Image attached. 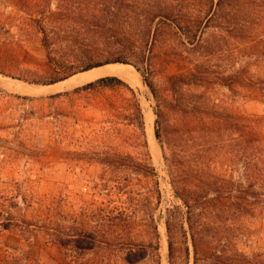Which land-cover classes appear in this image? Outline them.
<instances>
[{"label": "rangeland", "instance_id": "1", "mask_svg": "<svg viewBox=\"0 0 264 264\" xmlns=\"http://www.w3.org/2000/svg\"><path fill=\"white\" fill-rule=\"evenodd\" d=\"M22 2L0 0V27H4L0 59L6 62L2 67L6 74L0 73V264H128L130 250L139 254L133 257L136 264H169L165 218L174 197L164 149L155 135L156 102L150 89L131 65V77L108 75L121 79L136 93L147 144V148H139L126 117H116L125 99L133 97L127 88L73 93L91 81L57 91L39 88L61 82L42 85L27 81L47 76L51 70L45 65L42 35ZM186 5L193 7L195 1H186ZM240 6L258 11L261 17L264 0H242ZM252 22L264 26L262 19ZM20 28H26L24 34ZM10 30L14 38L7 34ZM214 32L208 30L206 37ZM218 41L219 52L209 65L213 81L219 74H233L253 61L228 60L231 54L247 52L238 50L247 44L255 43L256 53L264 59L262 28L255 31L253 41L241 42V47L232 39ZM77 64L72 76L84 73L82 66L87 63ZM248 68L256 78H264V61L260 67ZM15 82L40 92L20 88ZM155 83L165 87L162 75ZM67 92L70 94L65 95ZM57 94L63 96L55 97ZM208 97L217 105L213 107L216 116H264V99H254L240 88L232 92L212 84ZM160 122L164 141L163 119ZM254 131L264 142V125ZM233 137L240 139L241 133H228L224 153L219 162L212 163V169L238 181L243 165L234 160V143L229 142ZM147 166L154 169V176L147 177ZM246 225L251 236L239 243L240 249L250 255L264 253V216L250 218Z\"/></svg>", "mask_w": 264, "mask_h": 264}, {"label": "trees", "instance_id": "2", "mask_svg": "<svg viewBox=\"0 0 264 264\" xmlns=\"http://www.w3.org/2000/svg\"><path fill=\"white\" fill-rule=\"evenodd\" d=\"M184 1L23 0L24 11L42 35L45 65L51 70L47 76L27 81L61 82L72 76L77 63H87L82 66L84 72L113 63L133 66L156 102L155 135L164 149L174 197L165 218L169 264H264V253L250 255L239 247L251 236L246 221L264 216V142L254 131L264 125V116H216L213 107L217 105L208 97L210 86L218 84L264 99V78H256L248 68L260 67L264 61L255 43L238 49L245 53L228 56L230 63L253 60L235 73L219 74L213 81L209 67L219 52L218 40L232 39L239 47L241 42L253 41L257 29L264 30L263 22H252L264 20V11L258 17V11L240 6L242 0H194L193 7ZM0 29L2 34L4 27ZM25 29L20 28L21 33ZM210 29L215 32L206 37ZM7 34L15 36L11 30ZM5 65L0 59L1 74H6ZM158 75L165 79L163 88L155 83ZM118 87L127 88L133 97L125 99L116 117H126L137 147L147 148L141 105L124 81L103 77L73 93ZM238 132L241 138L229 141L234 143V160L243 165L237 181L214 172L212 163L224 153L228 133ZM147 168V177L154 176V169ZM138 255L130 250L127 263H138L133 262Z\"/></svg>", "mask_w": 264, "mask_h": 264}, {"label": "bare ground", "instance_id": "3", "mask_svg": "<svg viewBox=\"0 0 264 264\" xmlns=\"http://www.w3.org/2000/svg\"><path fill=\"white\" fill-rule=\"evenodd\" d=\"M132 73V70H131V67L128 66V65H124V64H111V65H106V66H103V67H100V68H95L93 70H90L88 72H84L82 74H79L77 76H74L73 78H71L70 80L68 81H65V82H61L55 86H50V87H41L39 89L43 90H49V91H57V90H60V89H68V88H72V87H75L77 85H80L82 84L83 82H88V81H92L96 78H99V77H103V76H108V75H119L120 77L121 76H129L131 77V74ZM138 75V74H136ZM138 78V76L136 77ZM125 79V78H124ZM140 79V78H139ZM141 81V80H140ZM14 83V82H13ZM15 84H18L20 85V88L23 87V88H28V89H32V90H38L37 87H32V86H28V85H22L21 83H17L15 82ZM14 84V85H15ZM133 84V83H132ZM135 85V84H133ZM137 85V84H136ZM141 85V84H140ZM22 88V89H23ZM138 88V86H137ZM143 88V87H142ZM140 89V88H139ZM27 90V89H26ZM39 91V90H38ZM37 91V92H38ZM22 92V91H21ZM31 92V90H30ZM40 92V91H39ZM34 94V92H33ZM145 101V100H144ZM149 115V114H148ZM152 115V114H151ZM152 119V117H151ZM150 120V119H149ZM148 123V122H147ZM151 123V122H150ZM153 125V123H152ZM150 126V125H149ZM149 128V127H148ZM147 133V132H146ZM148 135V134H147ZM148 138V137H147ZM149 139V138H148ZM152 140V138L150 139ZM151 144H153L151 142Z\"/></svg>", "mask_w": 264, "mask_h": 264}, {"label": "water", "instance_id": "4", "mask_svg": "<svg viewBox=\"0 0 264 264\" xmlns=\"http://www.w3.org/2000/svg\"><path fill=\"white\" fill-rule=\"evenodd\" d=\"M98 68V67H97ZM90 71V70H89ZM85 72H88V71H85ZM83 73V72H82ZM80 74V73H79ZM78 74H76V75H73L72 77H69V78H67V79H65V80H63V81H61V82H65V81H68V80H70L71 78H73L74 76H77ZM105 77H108V76H105ZM101 78H103V77H101ZM98 79H100V78H98ZM98 79H96V80H98ZM96 80H94V81H96ZM94 81H91V82H94ZM91 82H88V83H85V84H83V85H81V86H85V85H87V84H89V83H91ZM81 86H79V87H81Z\"/></svg>", "mask_w": 264, "mask_h": 264}]
</instances>
